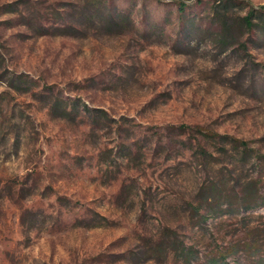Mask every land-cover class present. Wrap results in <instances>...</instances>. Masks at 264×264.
<instances>
[{"label":"rangeland","instance_id":"rangeland-1","mask_svg":"<svg viewBox=\"0 0 264 264\" xmlns=\"http://www.w3.org/2000/svg\"><path fill=\"white\" fill-rule=\"evenodd\" d=\"M258 156L264 0H0V264H264Z\"/></svg>","mask_w":264,"mask_h":264},{"label":"trees","instance_id":"trees-1","mask_svg":"<svg viewBox=\"0 0 264 264\" xmlns=\"http://www.w3.org/2000/svg\"><path fill=\"white\" fill-rule=\"evenodd\" d=\"M254 14H255V12H251L247 17L244 18V24L246 25V27L248 29H253L255 27V24L253 23ZM180 129L182 131H186V129H188V128L186 126H181ZM215 138H219L222 140H232L237 144L238 148H242L245 153L248 151H253L250 149L249 144L247 142L235 140V139L227 137V136H221L219 134H216L215 136L212 137V139H215ZM204 154H206V152H204ZM258 158L259 159L261 158L264 160V156L263 157L258 156ZM261 181H262V179L260 180V182ZM249 209H251V208H249Z\"/></svg>","mask_w":264,"mask_h":264}]
</instances>
